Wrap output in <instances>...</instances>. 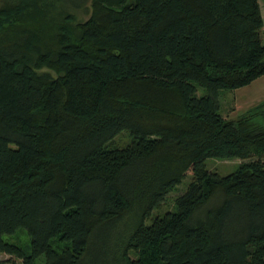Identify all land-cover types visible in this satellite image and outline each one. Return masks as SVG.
<instances>
[{
  "label": "trees",
  "instance_id": "obj_1",
  "mask_svg": "<svg viewBox=\"0 0 264 264\" xmlns=\"http://www.w3.org/2000/svg\"><path fill=\"white\" fill-rule=\"evenodd\" d=\"M263 76L259 0H0V253L264 264V101H219Z\"/></svg>",
  "mask_w": 264,
  "mask_h": 264
},
{
  "label": "rangeland",
  "instance_id": "obj_2",
  "mask_svg": "<svg viewBox=\"0 0 264 264\" xmlns=\"http://www.w3.org/2000/svg\"><path fill=\"white\" fill-rule=\"evenodd\" d=\"M263 9L264 18V0H260ZM208 91L202 87H198V96L207 95ZM220 114L226 119H237L243 115L248 109L256 106L264 101V76L251 85L237 90H221L219 92ZM123 134L128 135L126 132ZM126 135L119 136L115 143L118 146H124L129 142ZM242 164V160H220L208 159L206 161L207 169L221 176H228L234 173ZM192 176L189 175L183 182L176 187L166 198V202L153 212L152 219L159 216H164L168 212L175 211V199L181 195L189 186ZM152 219L146 221L147 225L152 223ZM5 239H8L5 237ZM13 241L19 242L22 246L28 243V236L24 232L18 233ZM11 261L12 264H21V262L13 257L0 253V261Z\"/></svg>",
  "mask_w": 264,
  "mask_h": 264
},
{
  "label": "crops",
  "instance_id": "obj_3",
  "mask_svg": "<svg viewBox=\"0 0 264 264\" xmlns=\"http://www.w3.org/2000/svg\"><path fill=\"white\" fill-rule=\"evenodd\" d=\"M259 3H260V0H259ZM262 4L260 3V6H261ZM261 10H262V14H263V9H262V6H261Z\"/></svg>",
  "mask_w": 264,
  "mask_h": 264
}]
</instances>
